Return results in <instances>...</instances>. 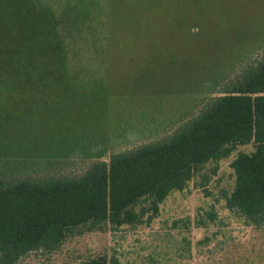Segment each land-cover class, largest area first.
Segmentation results:
<instances>
[{
	"label": "rangeland",
	"instance_id": "obj_1",
	"mask_svg": "<svg viewBox=\"0 0 264 264\" xmlns=\"http://www.w3.org/2000/svg\"><path fill=\"white\" fill-rule=\"evenodd\" d=\"M263 54L264 0H0V167L154 141ZM236 154L202 188L172 192L151 224L84 229L23 264H264V227L225 208Z\"/></svg>",
	"mask_w": 264,
	"mask_h": 264
},
{
	"label": "trees",
	"instance_id": "obj_2",
	"mask_svg": "<svg viewBox=\"0 0 264 264\" xmlns=\"http://www.w3.org/2000/svg\"><path fill=\"white\" fill-rule=\"evenodd\" d=\"M169 129L134 148L121 149L112 137L108 159L102 157L104 142L97 141L58 159L32 157L1 166L0 264L53 254L84 229L151 224L172 192L192 181L202 188L235 153L234 187L224 195L225 208L264 227V54ZM250 144L253 151L238 150ZM76 155L89 162L76 163ZM201 215L202 226L215 222V205ZM102 264L121 263L114 255Z\"/></svg>",
	"mask_w": 264,
	"mask_h": 264
}]
</instances>
